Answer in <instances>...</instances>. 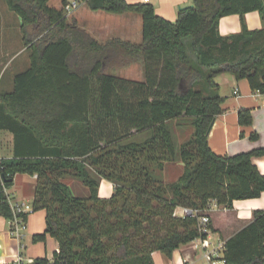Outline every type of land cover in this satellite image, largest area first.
Listing matches in <instances>:
<instances>
[{"label": "trees", "instance_id": "1", "mask_svg": "<svg viewBox=\"0 0 264 264\" xmlns=\"http://www.w3.org/2000/svg\"><path fill=\"white\" fill-rule=\"evenodd\" d=\"M79 1L141 13L143 42L102 44L49 0H6L22 19L31 66L15 75L12 91L0 90V128L14 135L13 156L0 158V215L13 216L5 187L15 176H36L34 212L46 211L47 227L33 242L52 236L59 250L22 264H156L154 252L172 257L207 236L199 217L212 201L232 208L264 193L253 160L264 147L220 155L208 140L223 111L219 74L247 79L264 94V0H192L174 21L150 3ZM252 11L262 27H248ZM232 14L242 30L222 35L220 19ZM140 59L144 81L108 73ZM182 120L193 133L178 147L171 126ZM239 122L252 124L250 108L239 110ZM176 161L184 171L166 182L165 164ZM102 178L114 184L109 197L99 194ZM66 179L82 181L90 195L74 194ZM179 207L194 213L178 215ZM223 254L225 264H264V209L226 240Z\"/></svg>", "mask_w": 264, "mask_h": 264}, {"label": "crops", "instance_id": "2", "mask_svg": "<svg viewBox=\"0 0 264 264\" xmlns=\"http://www.w3.org/2000/svg\"><path fill=\"white\" fill-rule=\"evenodd\" d=\"M72 0H67L70 3ZM129 3H150L154 5L156 12L169 19L176 20L179 16L180 7L192 5V0H127ZM2 0H0V5ZM49 5L55 8H62L64 0H49ZM0 6V11L3 13L4 26L7 28L10 25V20L13 19L10 13H7L8 5ZM6 9V10H5ZM5 10V11H4ZM10 10V9H8ZM9 12V11H8ZM10 12H13L10 10ZM246 23L250 29L260 28L263 26L262 17L259 11H252L245 15ZM70 23H77L79 27L86 30L93 38L102 44L107 43L112 39H121L134 44L143 42V16L138 12L127 13H112L106 10H93L87 2L81 1L80 5L74 12L68 15ZM15 27L22 31V19L16 21ZM219 30L222 35H230L242 30V22L239 14L224 16L220 19ZM3 32V28L0 32ZM6 34V33H5ZM8 35H6L5 50H8ZM18 53L24 54V58L18 59V63L9 77L4 78L0 82V90L2 92H10L14 89L15 75L19 72L27 70L31 66L30 49L24 44L22 37V46ZM0 71L6 72L4 57H0ZM146 65L144 59L134 61L128 66L119 67L116 71L108 73L117 76L144 81ZM1 72V73H2ZM216 82L220 86V94L224 97L222 103L223 111L218 114L208 133V140L211 148L220 155H234L240 152H248L260 147H264V94L255 92L247 79L238 80L232 73H221L216 77ZM238 89V93L235 90ZM241 108H250L253 113V122L250 125L243 126L239 122V110ZM183 126H176L174 134L178 135ZM253 133L258 134L257 139H252ZM141 135H139L140 137ZM182 138V137H181ZM0 158L12 157L14 146V135L6 130L2 133L0 139ZM185 141V140H184ZM182 140V142H184ZM181 142V143H182ZM254 162L259 170L264 173V156L254 157ZM184 171V163L182 161L167 162L162 176L166 182L174 181ZM14 178V182L16 177ZM36 179L35 176H32ZM78 179H66L69 182H76ZM110 182L111 187H104V184ZM8 188L11 193L16 190L13 187ZM71 187V185H70ZM87 187V186H86ZM72 188V187H71ZM89 188V187H87ZM114 190V184L102 178L100 180L99 194L102 197H109ZM73 191V189H72ZM74 192V191H73ZM84 194H74L79 196H89L90 189H83ZM22 199V198H21ZM27 200V199H26ZM183 207L176 209L177 213L181 214ZM257 209H264V193L257 198L236 200L232 208H226L219 205L217 202L210 203L209 215L211 217V233L210 239L213 243L226 241L234 234L243 229L253 219V213ZM30 221V215L27 223ZM34 235V234H33ZM13 237L9 231L8 219L0 215V264H14L16 261L22 263L33 262L37 257L48 256L53 258L54 252L59 250L58 241L48 236L45 243L47 244L46 251L40 248L43 242H33V236L29 237V243H24L22 239ZM49 244L51 248L48 247ZM156 264H206L204 257V249L197 240L181 245L174 250L172 257H167L160 252L153 253ZM19 260V261H18Z\"/></svg>", "mask_w": 264, "mask_h": 264}, {"label": "rangeland", "instance_id": "3", "mask_svg": "<svg viewBox=\"0 0 264 264\" xmlns=\"http://www.w3.org/2000/svg\"><path fill=\"white\" fill-rule=\"evenodd\" d=\"M6 5L7 7V2L6 0H2L1 3V7L4 8V6ZM5 7V8H6ZM9 9V8H8ZM6 10L7 13H10L12 18L9 22L10 25L5 28L4 25V17H3V13L2 11H0V29L3 28V30L5 31H1L0 32V57H4V61H5V66H6V72L4 73V71H0V82L1 80L4 78L3 76L6 74V77H9V75L12 73V71L15 69L17 63H18V59H22L24 58V54L21 55V53H18L20 46H22V37H23V32L21 30H18L15 25L17 24L16 21H18V19L21 20L20 16L18 14H16L15 12H10V10ZM4 10V11H5ZM9 11V12H8ZM70 15V14H68ZM15 24V25H14ZM6 33V34H5ZM6 35H8V45L7 46L8 50L6 51V53H4L3 51L5 50V45L3 46L4 42H5V38ZM109 71H113V70H109ZM2 72V73H1ZM182 122L181 125L183 126L181 128V133L178 135H175V140H176V144L179 147V145L181 144L182 140H187L193 133V127L191 125L190 120ZM177 123L174 122L172 124V129L174 131V129L176 128ZM6 131L0 128V139H1V135L2 133ZM182 137V138H181ZM1 141V140H0ZM15 186L13 187V190L16 192V195L19 198L22 199H27L29 201H33L34 200V196H35V185H36V179L33 178L32 176L28 175V174H24V173H19L18 176L15 179ZM73 191L76 194H84L83 189H89L86 187V185L83 184L82 181L80 180H76V182H69ZM111 187L110 182H107V184H104V187ZM216 202V201H215ZM10 226V225H9ZM47 227V223H46V211L44 209H39L35 212H33L32 214H30V221L29 223H27L26 225V229L24 231V233L26 234L25 238L22 239V241L24 243H29V237L35 233H42L45 231ZM51 248V245L49 244V246ZM41 249H44V251H46L47 248V244L45 242H43L40 245Z\"/></svg>", "mask_w": 264, "mask_h": 264}, {"label": "built area", "instance_id": "4", "mask_svg": "<svg viewBox=\"0 0 264 264\" xmlns=\"http://www.w3.org/2000/svg\"><path fill=\"white\" fill-rule=\"evenodd\" d=\"M79 5V0H72L70 3L64 5L63 9L67 14H72L74 10L79 7ZM238 92V89L235 90V93ZM5 192L7 194L8 201L13 212V216L8 219L10 225V234L15 238L21 239L25 235L24 231L26 229L28 217L34 212L33 201L31 202L26 199L15 197L14 193H11L6 187ZM190 213H194V211L189 208H184L181 214L177 213L176 211V214L178 215H185ZM199 223L202 231L207 233L206 237L196 239L204 249L206 264H225L226 260L224 258L223 251L225 249L226 241L213 243L210 239L211 228L209 227V224L211 223V217L207 211H205V213L199 217ZM14 264L21 263L16 261Z\"/></svg>", "mask_w": 264, "mask_h": 264}, {"label": "water", "instance_id": "5", "mask_svg": "<svg viewBox=\"0 0 264 264\" xmlns=\"http://www.w3.org/2000/svg\"><path fill=\"white\" fill-rule=\"evenodd\" d=\"M189 6H191V5H189ZM186 7H188V6H185V7H180V9H183V8H186Z\"/></svg>", "mask_w": 264, "mask_h": 264}]
</instances>
